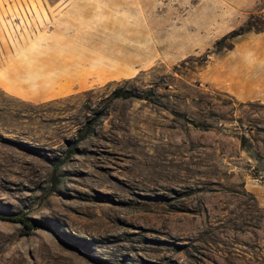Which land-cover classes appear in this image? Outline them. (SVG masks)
I'll list each match as a JSON object with an SVG mask.
<instances>
[{"label": "rangeland", "instance_id": "1", "mask_svg": "<svg viewBox=\"0 0 264 264\" xmlns=\"http://www.w3.org/2000/svg\"><path fill=\"white\" fill-rule=\"evenodd\" d=\"M250 13L0 0V214L37 224L0 217V264H264V92L217 44Z\"/></svg>", "mask_w": 264, "mask_h": 264}, {"label": "trees", "instance_id": "2", "mask_svg": "<svg viewBox=\"0 0 264 264\" xmlns=\"http://www.w3.org/2000/svg\"><path fill=\"white\" fill-rule=\"evenodd\" d=\"M262 18L263 17L260 15L250 13L236 29L231 30L227 34L223 35L221 39L217 41V44L219 45L228 39L233 40L244 33L264 31V19ZM232 46L233 44L231 42L229 45H224L222 49H230ZM112 93L116 97H128L132 95L130 92L121 90L120 88L113 90ZM241 144L245 147L247 146V144H245L242 139ZM0 217L20 223L25 228V233H29L32 229L37 227V224L29 219L25 214H0Z\"/></svg>", "mask_w": 264, "mask_h": 264}, {"label": "crops", "instance_id": "3", "mask_svg": "<svg viewBox=\"0 0 264 264\" xmlns=\"http://www.w3.org/2000/svg\"><path fill=\"white\" fill-rule=\"evenodd\" d=\"M241 37H246V40H243V44L240 46V59L246 65L247 63H256V94L264 92V31L254 34H243ZM248 48L255 51L251 60L246 54ZM235 49H238V47L236 46Z\"/></svg>", "mask_w": 264, "mask_h": 264}, {"label": "bare ground", "instance_id": "4", "mask_svg": "<svg viewBox=\"0 0 264 264\" xmlns=\"http://www.w3.org/2000/svg\"><path fill=\"white\" fill-rule=\"evenodd\" d=\"M242 209V208H241ZM236 212H237V214H239L241 211H238V209L237 210H235ZM243 213H245V212H243ZM246 213H247V211H246ZM245 213V214H246ZM249 213V212H248ZM232 214V213H231ZM234 215H235V213H234ZM242 216H245V215H242ZM233 217V216H232ZM245 217H247V215L245 216ZM233 218H236V216L235 217H233ZM239 218V217H238ZM244 218V217H243ZM249 218V217H248ZM240 219H242V218H240ZM237 221V220H236ZM242 222V221H241ZM239 223V222H238ZM240 224V223H239Z\"/></svg>", "mask_w": 264, "mask_h": 264}]
</instances>
